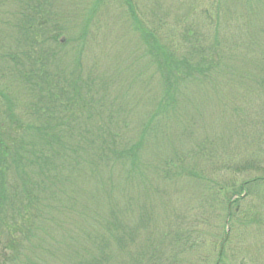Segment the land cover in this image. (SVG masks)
Returning <instances> with one entry per match:
<instances>
[{
  "label": "trees",
  "instance_id": "16d2710c",
  "mask_svg": "<svg viewBox=\"0 0 264 264\" xmlns=\"http://www.w3.org/2000/svg\"><path fill=\"white\" fill-rule=\"evenodd\" d=\"M123 1L156 84L136 133L126 107L101 93L106 85L79 63L63 66L66 55L53 51L67 44L59 41L67 22L60 0H14L12 28L23 49L7 54L16 63L14 95L0 89V264H264V124L232 162L193 140L200 121L191 115L174 139L172 124L164 125L185 90L216 96L221 79L247 77L248 91L261 97L264 61L248 71L251 78L246 69L224 77L223 54L183 23L194 8L172 20L174 28L183 24L177 31L187 48L180 53ZM206 1L219 13L218 0ZM250 171L260 175L243 179ZM185 192L194 205L171 228L158 226L157 199ZM213 220L224 224L215 228ZM238 239L240 259L233 254ZM192 255L206 256L184 259Z\"/></svg>",
  "mask_w": 264,
  "mask_h": 264
},
{
  "label": "rangeland",
  "instance_id": "374dc122",
  "mask_svg": "<svg viewBox=\"0 0 264 264\" xmlns=\"http://www.w3.org/2000/svg\"><path fill=\"white\" fill-rule=\"evenodd\" d=\"M218 1L219 13L206 0H130L140 25L146 24L162 43L180 53L187 48L182 45L179 33L183 24L179 23L174 28L172 20H175L174 16L186 13L188 8H194V16H187L183 23L190 30L198 32L205 44L216 45L217 51L223 54V59L220 60L221 65L225 66L221 69L225 73L223 76H228L230 70L232 75L234 72L239 74L243 69L247 70L243 74L249 75L248 71L264 61V0ZM14 4V0H0V89L10 99L14 95L9 86L13 87L11 74L14 73L16 63L12 57L7 59V54H19L23 49L16 41V33L12 28L10 14ZM59 5L64 10L63 20H67L59 41L67 44L62 49L53 51L66 55L62 58L63 66L73 68L79 63V69L84 73H91L106 85L100 91L107 102L116 101L117 105L126 107L129 120L132 119L137 124H134V129H130V132H138L144 122L145 112L151 109L147 98L156 92V84L149 80L150 70L143 54L145 46L137 30L138 24L133 27L134 22L127 4L123 0H60ZM200 10H207L209 14L203 15ZM162 21L164 25L158 29ZM249 77L251 78L250 75ZM146 81H150V85ZM242 82L231 77L221 79V83H215L216 96L210 92L205 93L207 97L196 95L192 88L185 90L183 97H179L180 106L175 109L170 121L164 122L165 126L172 124L171 137L176 138V133L193 117L200 121L196 123L195 129V135L199 134L200 137L193 136V140L204 139L202 143L205 151L209 154L210 148L211 151L220 152L224 158L219 157L225 162L236 160L244 147L251 148L249 140L264 124V95L256 98L248 91L251 82L247 77ZM4 106L5 104L0 103V111ZM17 113L20 114V111ZM193 145L196 144H191L190 147ZM258 175L260 173L250 171L243 174L242 178ZM160 201L161 204L155 210L158 226L162 228L166 225L171 228L170 226L180 222L177 215L181 216L186 212L187 204L191 206L195 203L186 192L178 196L170 194L168 198L164 196L157 199L156 204ZM188 208L196 212L195 208ZM185 222L188 221L185 219ZM223 224V220L211 222V226L215 228H220ZM53 232L62 234L57 227ZM50 241L60 242L61 239L58 237L55 241ZM251 241L254 242V239ZM234 242L239 246L233 248V254L240 259L243 255L237 248L243 245V240ZM58 248L55 246V255L60 252ZM204 256L206 255H192L184 259L196 261ZM207 259H215L214 254L207 256ZM225 261L231 264L230 259ZM57 262L59 263L58 260Z\"/></svg>",
  "mask_w": 264,
  "mask_h": 264
}]
</instances>
